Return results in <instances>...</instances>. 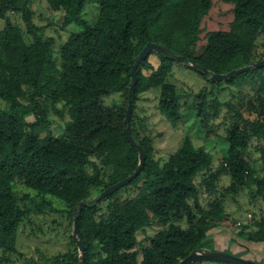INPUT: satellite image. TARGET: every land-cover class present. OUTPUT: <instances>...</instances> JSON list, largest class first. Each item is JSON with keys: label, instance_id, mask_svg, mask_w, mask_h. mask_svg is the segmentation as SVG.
<instances>
[{"label": "trees", "instance_id": "16d2710c", "mask_svg": "<svg viewBox=\"0 0 264 264\" xmlns=\"http://www.w3.org/2000/svg\"><path fill=\"white\" fill-rule=\"evenodd\" d=\"M86 1L47 0L50 10L61 13L63 26L73 23L80 27L54 57L55 41L32 22L29 0H0V20L4 21L0 29V99L5 103L0 109V264L9 263L5 253H19L20 227L31 223V209L16 199L17 184L40 197L35 202L32 196H23L38 210L54 209L47 196L62 202L71 226L74 210L84 203L76 217V234L84 251L82 264H179L191 252L213 251L208 236L211 230L224 226L227 195L235 199L242 188L253 187V196L264 203V175L257 176L246 159L253 137L263 140L260 158L264 164L263 120L246 127L236 113L238 121L230 123L222 156L230 186L220 192L215 185L218 172H212V157L204 147L185 137L160 163L152 155L151 139L138 136L132 112L131 137L145 158L140 174L101 199H97L99 195L90 198L91 191L96 188L101 193L130 176L139 164V152L124 134V118L131 68L143 47L151 42L166 52L152 51L138 66L133 104L140 93L158 89L159 110L175 126L182 118L179 96L176 86L166 82L175 57H184L178 61L195 66L186 64L187 68L198 73L197 68L207 69L212 74H226L262 61L256 59L255 48L264 35V0H218L233 5L232 21L226 30L206 33L199 48L201 21L212 0H94L98 14L93 22L83 18ZM9 14H18L25 30L11 21ZM30 33L31 40L26 38ZM150 54L157 57V66L149 62ZM252 71H260L255 73L260 78L255 91L262 100L264 66ZM115 92L124 96L123 103L103 105L102 98ZM212 93L202 88L194 101L196 116L204 127H208L209 118L218 115L220 105ZM41 100L67 108L68 120L61 136L35 132L37 124L47 122ZM261 105L260 115H264V103ZM32 113L35 121L28 122ZM200 172L206 193L217 195L207 208L200 202L194 181ZM140 176L141 184L136 186ZM127 188L133 196L116 197ZM103 202L107 203L101 206ZM180 221L186 227L177 223ZM154 225L161 228L140 248L138 262L131 252L138 244L136 233ZM254 227L248 236L253 242H264V217ZM68 247L46 263L79 264L78 245L72 235Z\"/></svg>", "mask_w": 264, "mask_h": 264}, {"label": "rangeland", "instance_id": "374dc122", "mask_svg": "<svg viewBox=\"0 0 264 264\" xmlns=\"http://www.w3.org/2000/svg\"><path fill=\"white\" fill-rule=\"evenodd\" d=\"M29 7L32 14V22L38 28H41L44 36L54 39L53 56L56 57L60 46L73 33L79 32L80 27L73 23L66 27L63 26L61 13L50 10L47 0H29ZM232 9L233 5L231 3L212 0V6L208 14L201 21V34L197 42V48L204 44L206 33L228 29L233 16ZM97 14L98 3L94 0H87L83 9V18L88 22H93ZM9 16L11 21L17 23L25 30L18 14H9ZM3 26L4 21L0 20V29ZM31 37V33L26 34L27 39L31 40ZM255 57L256 59L263 58L262 60H264V35H261L256 43ZM149 62L153 65H158V59L154 54H150ZM186 64L190 65V63L176 60L172 65V72L166 79V82L175 85L177 89L179 96L178 109L182 115L180 122L173 126L165 114L160 112L158 107L159 91L158 89H151L137 96L132 108L134 114L133 125L139 137L146 136L151 139V146H153L152 155L160 163L166 161L168 156L178 149L182 139L185 137L190 138L195 146L204 147L212 157V172H218V179L215 185L220 192H223L225 188L230 186V179L224 172L226 167L222 159L228 146L225 136L230 123L234 120L238 121L236 113L241 115L242 121L246 122V127L248 123L256 120L264 121V115H260L263 109L261 103H264V98L262 100L259 99L255 91V87L260 82V78L255 73L260 71L255 72L251 69L218 82H207L200 75L201 72L198 73L187 68ZM232 70H236V68ZM144 73L148 74L147 71H144ZM206 79L209 80V78ZM202 88L211 90L220 105L218 115L209 118L208 127H204L196 116L194 105L197 92ZM213 95H210L208 100ZM123 101L124 96L118 92L102 98V103L105 106L122 104ZM39 104L44 109L43 113L47 122L37 124L35 132L40 134V136H44L51 131L55 137L61 136L64 124L68 120L67 108L61 104L52 107L46 100H41ZM3 108H5V103L0 99V109ZM211 112V109H208V113ZM27 121H35V115L32 113L27 117ZM240 125L242 126L243 122H240ZM251 133L253 134V132ZM262 144L263 140L252 137L246 152V159L250 161L257 176L264 175V164L260 158V147ZM202 173L200 172L196 175L194 181L199 191L200 202L204 208H207L210 201L217 195H208L206 193ZM142 178L143 176L138 178L136 186L141 184ZM242 189L235 199H233L232 195H227L224 198L223 216L225 217V228L220 226L216 230H211L210 236H208L209 244L211 248H214L213 251H222L244 260L264 264V242H253L252 237L248 236L250 232L252 233L254 232L253 230H256L254 226L264 217V203L253 196V187ZM14 191L17 201L31 209L29 214L31 223L26 222L20 227L17 243L19 253H5V256L9 258L8 264H47V258L57 253L66 252L69 248L68 236L72 235L73 226L69 225V213L65 211L63 203L47 196V200L53 205L54 209L38 210L29 199L23 198L27 194L32 196L35 202L39 201L40 197L36 196L32 190L17 184L14 186ZM99 193V189H92L90 198H96ZM133 195V192L127 188L121 190L116 197L125 199ZM105 203H101V206H104ZM236 222L244 223V225L236 228ZM177 223L181 227H186L184 221ZM160 228L161 226L154 225L136 233L138 244L131 252H134L138 262L141 259L140 248L147 245L149 237L153 236ZM220 230H224V232L221 233ZM242 231L244 234L240 235L239 233ZM221 242H223V246H221ZM0 255H3L1 250ZM194 264L225 263L198 261Z\"/></svg>", "mask_w": 264, "mask_h": 264}, {"label": "water", "instance_id": "95a60500", "mask_svg": "<svg viewBox=\"0 0 264 264\" xmlns=\"http://www.w3.org/2000/svg\"><path fill=\"white\" fill-rule=\"evenodd\" d=\"M152 51H154L156 53L166 52V50L163 47H161L155 43L149 42L143 47V49L137 55L135 62L131 68V73H130L131 74V83L129 86L127 108H126L125 118H124V125H125L124 134H125V137L128 140V142L130 143V145L132 147H134L135 149H137V151L139 152V157H140L139 164L130 176L125 177L123 180L117 182L116 184L107 187L105 190H103L99 194L97 199H101L103 197L111 195L113 192L117 191L119 188L127 185L133 178L137 177L140 174V172L144 166L145 158H144L143 150L132 139L131 133H130L129 122L131 119L132 108H133L132 95L134 92L135 85L137 83L136 70H137L138 66L140 65V63L145 59V57ZM180 59L184 60V57H182V58L175 57V60H180ZM190 66H192V64H190ZM262 66H264L263 60L259 61V62L251 63L250 65L241 67V68L236 69V70H232L227 74H212L207 69H201V68H197V67L196 68L203 74V76H205L206 78H209V81L218 82V81L227 79L229 77L238 75L240 73L249 71L250 69L258 68V67H262ZM192 67H195V66H192ZM83 205H84V203H82V202L79 203L78 207L74 210V213H73L72 237L78 245L79 264H82L84 251H83V246H82L81 242L78 240L77 234H76V217H77V212L79 211V209ZM196 261H200V262L201 261H213V262H219V263H225V264H258L256 262L244 260V259L238 258L234 255L226 254L222 251H217V250H215V251H194V252H191L189 255H187L185 258H183L179 262V264H190V263H193Z\"/></svg>", "mask_w": 264, "mask_h": 264}, {"label": "built area", "instance_id": "2783aa9c", "mask_svg": "<svg viewBox=\"0 0 264 264\" xmlns=\"http://www.w3.org/2000/svg\"><path fill=\"white\" fill-rule=\"evenodd\" d=\"M248 219H250V217H248ZM244 223H241V222H236L235 223V226H236V228L237 227H239V226H242ZM247 224H249V223H247Z\"/></svg>", "mask_w": 264, "mask_h": 264}, {"label": "crops", "instance_id": "0c3cea01", "mask_svg": "<svg viewBox=\"0 0 264 264\" xmlns=\"http://www.w3.org/2000/svg\"><path fill=\"white\" fill-rule=\"evenodd\" d=\"M225 228V227H224ZM216 229H218V228H215V229H213V230H216ZM220 232L222 233V232H224V230H220ZM218 235V234H217ZM216 235V236H217ZM246 239H247V236H246ZM217 244H218V242H217ZM219 245V244H218ZM221 246H223V242H221Z\"/></svg>", "mask_w": 264, "mask_h": 264}]
</instances>
